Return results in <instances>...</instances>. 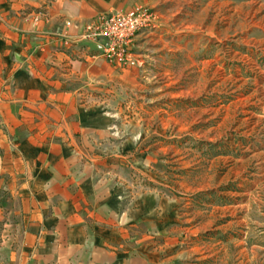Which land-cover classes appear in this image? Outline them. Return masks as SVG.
I'll use <instances>...</instances> for the list:
<instances>
[{"label": "rangeland", "instance_id": "rangeland-1", "mask_svg": "<svg viewBox=\"0 0 264 264\" xmlns=\"http://www.w3.org/2000/svg\"><path fill=\"white\" fill-rule=\"evenodd\" d=\"M139 5L157 16L132 45L142 66L78 43L80 54L108 63L82 78L83 99L136 143L142 168L133 163L130 184L171 200L153 239L155 264H264V0H146L130 9ZM101 14L66 25L83 33Z\"/></svg>", "mask_w": 264, "mask_h": 264}, {"label": "crops", "instance_id": "crops-1", "mask_svg": "<svg viewBox=\"0 0 264 264\" xmlns=\"http://www.w3.org/2000/svg\"><path fill=\"white\" fill-rule=\"evenodd\" d=\"M145 1L0 0V264H155L171 200L130 184L136 143L83 99L108 63L66 25Z\"/></svg>", "mask_w": 264, "mask_h": 264}, {"label": "built area", "instance_id": "built-area-1", "mask_svg": "<svg viewBox=\"0 0 264 264\" xmlns=\"http://www.w3.org/2000/svg\"><path fill=\"white\" fill-rule=\"evenodd\" d=\"M156 19V14L140 5L130 10L105 12L86 24L80 40L94 46V57L117 65L140 67L144 62L132 45L138 35L155 26Z\"/></svg>", "mask_w": 264, "mask_h": 264}]
</instances>
